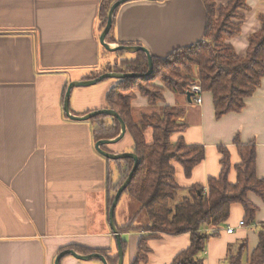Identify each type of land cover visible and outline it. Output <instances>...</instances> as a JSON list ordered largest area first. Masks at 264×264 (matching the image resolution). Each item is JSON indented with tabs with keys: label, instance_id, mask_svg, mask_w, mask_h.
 Listing matches in <instances>:
<instances>
[{
	"label": "crops",
	"instance_id": "1",
	"mask_svg": "<svg viewBox=\"0 0 264 264\" xmlns=\"http://www.w3.org/2000/svg\"><path fill=\"white\" fill-rule=\"evenodd\" d=\"M218 1L219 5L231 2ZM100 2L0 0V264H55L61 251L72 248L81 254L78 248L104 250L108 264L118 263L106 177L112 168L117 181L119 168L96 150L93 132L97 124L73 120L64 108L70 82L89 80L108 66L137 57L138 52L110 51L102 45ZM247 5L241 33L228 39L239 57L247 53L249 37L260 30L264 14V0H247ZM114 19L112 46L142 45L153 57L164 58L203 39L208 16L204 0H128ZM118 81L111 77L74 87L69 105L73 114L107 108V94ZM152 83L163 86L160 79ZM187 93L165 89L164 100L152 105L137 92L132 101L137 122L144 115L162 114L167 106L183 110L177 120L185 128L175 133L173 141L182 138L204 146V159L191 176L174 162L180 186H207L209 177L219 176L223 168L220 147L228 151V177L236 182V166L242 163L238 143H254L256 175L264 178V77L257 91L246 98L243 110L220 118L211 92H203L200 104L194 94L188 98ZM144 134L148 143L154 141L153 129ZM132 145L127 134L111 150L133 152ZM247 198L257 207L253 221L241 225L246 210L234 202L227 220L204 228L208 238L198 255L201 264H228L242 244L246 245L242 264H249L264 225V197L249 191ZM130 215L127 210L121 220L115 215L120 237L128 243L123 264H133L146 235L120 231L125 222L135 220ZM233 226V233H228ZM191 241L190 232L149 239L148 259L139 264H172ZM60 264L104 263L66 254Z\"/></svg>",
	"mask_w": 264,
	"mask_h": 264
},
{
	"label": "trees",
	"instance_id": "2",
	"mask_svg": "<svg viewBox=\"0 0 264 264\" xmlns=\"http://www.w3.org/2000/svg\"><path fill=\"white\" fill-rule=\"evenodd\" d=\"M116 0H101L99 18L103 30L108 22V13ZM208 21L205 36L197 43L178 48L167 57H153L154 70L147 77H126L109 90L106 97L107 108L116 110L126 122V134L133 139L131 149L139 157V167L134 172L131 182L123 194L132 196L140 204L141 212H146L147 222L144 225L135 224L138 218L130 220L121 232L132 230L146 232L142 237L138 256L133 264H139L148 259L149 239L159 238L162 234L175 235L189 233L192 238L190 246L175 257L172 264H201L198 255L204 250L208 236L203 232L209 225H219L228 219L231 205L240 202L246 210L244 222L253 221L257 207L247 198L249 191H254L264 197V178L256 175V147L254 143L241 144L242 163L236 166L238 180L230 182L231 164L228 151L223 152V168L219 176L209 177L207 186L194 184L183 188L177 181L174 162L183 165L185 175L191 176L193 169L205 156V148L201 144H189L182 138L173 141L176 132L182 131L185 125L178 122L183 110L167 106L162 114L144 115L141 122L133 117L132 101L140 92L155 105L164 100V90L185 94L191 85L198 83L204 91L211 92L215 104L216 117L220 118L230 112H240L244 109L246 98L252 96L258 89L264 77V14L260 16L261 27L249 37V48L243 57L236 53L234 45L228 39L241 33L244 11L248 8L247 0H231L227 5L217 1L204 0ZM223 17L221 22L214 21L216 15ZM216 23V24H215ZM111 31V30H110ZM108 42H113L109 33ZM120 52V51H117ZM149 62L145 52L140 51L134 59H126L116 65L108 66L102 72L90 75L87 79H95L105 72L146 73ZM163 86L153 84L160 79ZM65 96V94H64ZM97 124L93 136L96 142L100 139H113L121 131V123L116 116L98 114L89 119ZM109 121L110 123H108ZM153 129L154 141L148 143L145 131ZM112 144L102 145L106 151L114 152ZM116 162L119 170L117 181L113 180L114 171L109 168L106 181L108 210L115 199L117 189L125 183L133 169L132 157L109 160ZM188 191V196L170 207L171 201L177 196L178 190ZM258 235L260 242L251 256L249 264L264 263V225ZM122 239V238H121ZM127 240L122 239V246L127 248ZM246 245L242 244L239 251L232 255L228 264H242V255ZM83 254L104 250L78 248Z\"/></svg>",
	"mask_w": 264,
	"mask_h": 264
},
{
	"label": "water",
	"instance_id": "3",
	"mask_svg": "<svg viewBox=\"0 0 264 264\" xmlns=\"http://www.w3.org/2000/svg\"><path fill=\"white\" fill-rule=\"evenodd\" d=\"M128 0H116L112 3V6L109 10L108 13V22L105 26V28L102 30L101 32V36H100V41L102 43V45L108 49V50H113V51H129V52H140L143 51L145 52L146 56H147V60L149 62V69L146 73H134V72H126V73H118L115 71H111V72H106V73H102L99 76H97V78L95 79H89V80H82V81H72L69 83L68 88L66 90V96H65V100H64V108H65V112L67 113V115L76 121H85V120H89L94 116H98V114H104V115H110V116H116L118 118V120L121 123V131L120 133L116 136L113 137V139H100L98 142H96V150L98 152H100L104 157H106L109 160H114V159H123V158H128V157H132L134 159V166L133 169L131 170V172L129 173V177L126 179L125 183L122 184L116 191L115 193V199L112 203V205L110 206L109 210V214H110V224L112 225L114 234H115V239H117V244H118V255H119V260L117 264H123V260L125 257V253H124V248L122 247V239L120 237V232L118 229L117 224H115V215H116V206L120 200V198L122 197V194L124 192V190L128 187L129 183L131 182V178L134 174V172L138 169L139 167V157L135 152H110V151H106L102 148V145H106V144H113V143H117L120 140H122L125 137L127 128H126V122L123 120V118L121 117V115L114 109H109V108H103V109H98V111H93V112H89L87 114H83L82 116L79 115H75L73 114V112L71 111V108L69 107L70 105V97L72 95V89L74 87L77 86H87V85H94L97 84V82L105 80V79H109L111 77L113 78H117L120 80L126 79V77H147L149 76L153 70H154V62H153V56L151 55V53L149 52V50L140 45H127V44H116V45H111L110 42L107 41V36L110 33V30L113 27V24L115 22V15L116 12L118 11V9L123 5L124 2H126ZM188 98H191V96L193 95V93L191 91H188ZM66 254H71V255H75L77 258H79L80 260H90V259H99L101 261H103L104 264H108V260H107V256L105 254H100V253H96V252H90L86 254H81L78 253L75 249H66L61 251L58 254V257L55 261V264H60L61 263V259L66 255Z\"/></svg>",
	"mask_w": 264,
	"mask_h": 264
},
{
	"label": "rangeland",
	"instance_id": "4",
	"mask_svg": "<svg viewBox=\"0 0 264 264\" xmlns=\"http://www.w3.org/2000/svg\"><path fill=\"white\" fill-rule=\"evenodd\" d=\"M211 3L214 2L213 0H209ZM217 1V6H216V9L219 10L220 8V5H219V1ZM223 20V17H221L220 15H216L215 16V19L214 21H216V23L218 22H221ZM215 23V24H216ZM105 50V48H104ZM161 80V78H160ZM162 82V80H161ZM163 83V82H162ZM177 196L171 201V204H170V207L172 209H174V205L176 203H178L179 201H181L185 196L188 195L187 191H182V190H178L177 192ZM120 201V200H119ZM124 208V209H123ZM116 212H117V216L119 218L120 216V220H121V217H122V213H123V210H127V214L132 216V218H134L135 214L140 210V204L139 202L133 198L132 196H129V195H126L124 194L123 198L121 199L120 203L117 204L116 208H115ZM138 215V218L136 219V223L137 224H140V225H144L146 222H147V214L146 212H141L139 211V213H137ZM129 221V220H128ZM128 223V222H125V224ZM114 253L117 254V248L116 250H114Z\"/></svg>",
	"mask_w": 264,
	"mask_h": 264
},
{
	"label": "built area",
	"instance_id": "5",
	"mask_svg": "<svg viewBox=\"0 0 264 264\" xmlns=\"http://www.w3.org/2000/svg\"><path fill=\"white\" fill-rule=\"evenodd\" d=\"M189 91H191L195 95V101H196V103L197 104H200L202 102V100H203L202 95H203V92H204V90L202 89L201 85L198 84V83H195V84H193V85L190 86ZM244 223L245 222L242 221L240 224L241 225H244ZM234 230H235V227L234 226L233 227H229L227 229V232L228 233H233Z\"/></svg>",
	"mask_w": 264,
	"mask_h": 264
}]
</instances>
